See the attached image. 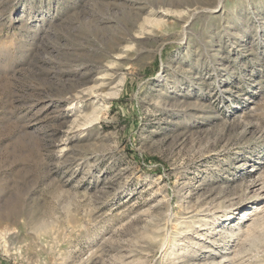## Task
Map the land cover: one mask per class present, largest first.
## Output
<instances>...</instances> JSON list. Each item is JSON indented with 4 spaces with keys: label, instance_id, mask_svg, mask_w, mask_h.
Returning a JSON list of instances; mask_svg holds the SVG:
<instances>
[{
    "label": "rangeland",
    "instance_id": "obj_1",
    "mask_svg": "<svg viewBox=\"0 0 264 264\" xmlns=\"http://www.w3.org/2000/svg\"><path fill=\"white\" fill-rule=\"evenodd\" d=\"M0 264H264V0H0Z\"/></svg>",
    "mask_w": 264,
    "mask_h": 264
},
{
    "label": "bare ground",
    "instance_id": "obj_2",
    "mask_svg": "<svg viewBox=\"0 0 264 264\" xmlns=\"http://www.w3.org/2000/svg\"><path fill=\"white\" fill-rule=\"evenodd\" d=\"M256 215V214H255ZM249 219H251V218H249ZM227 262V261H226Z\"/></svg>",
    "mask_w": 264,
    "mask_h": 264
}]
</instances>
